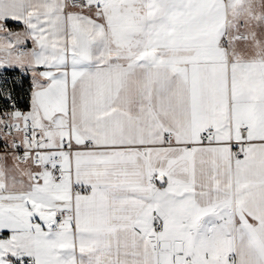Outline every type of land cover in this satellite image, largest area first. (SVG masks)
Here are the masks:
<instances>
[{"label":"snow or ice","instance_id":"snow-or-ice-1","mask_svg":"<svg viewBox=\"0 0 264 264\" xmlns=\"http://www.w3.org/2000/svg\"><path fill=\"white\" fill-rule=\"evenodd\" d=\"M0 264H264V0H0Z\"/></svg>","mask_w":264,"mask_h":264}]
</instances>
